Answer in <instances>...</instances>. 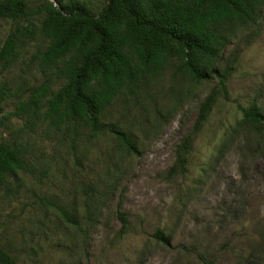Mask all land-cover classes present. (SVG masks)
<instances>
[{
    "label": "rangeland",
    "instance_id": "rangeland-1",
    "mask_svg": "<svg viewBox=\"0 0 264 264\" xmlns=\"http://www.w3.org/2000/svg\"><path fill=\"white\" fill-rule=\"evenodd\" d=\"M24 1L32 10L69 0ZM79 1L94 14L107 3ZM18 25L29 23L0 18V46ZM44 45L36 32L22 37L16 57L0 66L11 93L0 140L25 146L31 166L0 184V247L15 264H264V127L242 128L237 108L257 101L264 109V4L220 53L217 66L233 69L229 99L217 98L198 129L199 106L217 80L194 82L175 52L114 98L102 120L129 133L138 154L107 131L89 136L81 119L55 126L40 117L26 127L32 117L12 114L42 83L50 91L63 83L58 67L37 58ZM117 211L126 216L122 233Z\"/></svg>",
    "mask_w": 264,
    "mask_h": 264
},
{
    "label": "trees",
    "instance_id": "trees-1",
    "mask_svg": "<svg viewBox=\"0 0 264 264\" xmlns=\"http://www.w3.org/2000/svg\"><path fill=\"white\" fill-rule=\"evenodd\" d=\"M263 4L264 0H107L94 14L79 0L57 1L56 5L47 2L32 10L24 0H0V18L29 23L16 26L8 34L0 46V66L6 67L8 60L16 57L22 37L36 32L45 42L37 58L47 67H58V76L63 79L55 91H50L47 82L33 89L28 99L17 103L12 114L32 117L26 127L40 117L55 126L81 119L89 128V136L107 131L127 151L138 154L129 133L114 123L103 122V112L124 90H134L140 80L155 75L175 52L194 82L212 76L217 80L199 106L196 130L217 98L229 99L228 81L233 69L217 66L220 53L236 28L252 22ZM34 16H41L37 24L31 20ZM9 91L0 84V113L5 99L11 96ZM237 108L241 116L238 125L261 133L264 109L257 101ZM188 149L189 141L185 139L179 148V168ZM25 151L22 144L0 140V184L19 172H31ZM55 207L68 223L76 224L65 209ZM117 218L122 233L127 226L126 216L117 211ZM153 236L169 244L163 231L157 230ZM0 264H15L2 247Z\"/></svg>",
    "mask_w": 264,
    "mask_h": 264
}]
</instances>
